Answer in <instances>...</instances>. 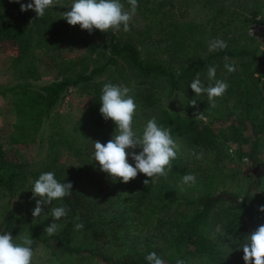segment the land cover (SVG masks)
Segmentation results:
<instances>
[{"label":"trees","instance_id":"16d2710c","mask_svg":"<svg viewBox=\"0 0 264 264\" xmlns=\"http://www.w3.org/2000/svg\"><path fill=\"white\" fill-rule=\"evenodd\" d=\"M164 1L138 0L136 14H149L152 24L147 22L141 28L134 16L130 31L106 32L102 59L79 62V68L61 78L41 83L36 63L13 60L20 66L19 75L4 89L16 96L12 124L15 138L34 136L43 126H49L51 131L44 139L48 143V159L38 170H29L9 150L0 147V234L11 232L14 238L30 236L35 246L46 248L55 264H147L145 257L153 251L166 264H176L177 259L186 264L194 260L205 264H245L238 245L258 228L252 208L264 196L256 173V167L264 165V79L251 86L248 71L251 66H264V58L255 48L230 43L231 40L225 49L209 52L208 42L223 28L233 35L241 31L249 8L239 9L235 0H181L184 4L179 8L186 9L173 17L172 2ZM122 2L130 7L127 0ZM240 2L242 6L245 0ZM254 3L264 6V0ZM18 6L12 0H0V51L11 55L29 46L41 21L34 12L27 22L18 15ZM156 25L164 36L163 44L162 39L151 44ZM157 48L161 51L156 54ZM225 57L229 60L225 61ZM226 62H234L237 71L217 73V79L229 84L221 100L235 109L240 105L244 124L250 128L247 135L233 122L225 124L224 129H216L197 120L193 116L197 108L189 106L193 98L200 104L201 95L195 97L190 87L196 74L199 72L203 80L207 67L216 66L218 70ZM108 82L132 89L130 94L138 105L135 130L142 132L153 116L160 125L172 128L183 154L172 161L166 178L158 177L146 186L143 181L151 178L140 173L128 183L113 182L93 160L94 142L106 144L115 128L99 112L101 89ZM160 85L166 87L165 93L158 90ZM71 89L78 90L83 97L78 115L64 126L57 118L52 120V113ZM175 93L186 99L185 113L174 109L171 99ZM220 112L223 111H217ZM225 144L236 145L237 158L245 156L252 168L242 197L228 191L215 195L203 191L196 198L186 199L188 209L172 220L165 233L155 237L150 231L152 214L162 221L166 205L177 200L175 188L183 175L197 173L196 179L204 186L211 184L214 177L213 172L203 174L200 162H194L190 153L203 151L218 157ZM246 144L249 149L244 151ZM129 162L132 163L131 159ZM48 171L54 172L61 183L71 182L72 193L52 205L42 206V214L33 217L39 197L34 199L31 189L39 175ZM222 202L228 203L231 219L224 227L222 239L214 241L205 231L206 223ZM61 204L68 207V214L54 221L51 207ZM53 222L62 227L56 235L49 236L44 229ZM77 223H83V228L77 230Z\"/></svg>","mask_w":264,"mask_h":264},{"label":"rangeland","instance_id":"374dc122","mask_svg":"<svg viewBox=\"0 0 264 264\" xmlns=\"http://www.w3.org/2000/svg\"><path fill=\"white\" fill-rule=\"evenodd\" d=\"M158 1V0H156ZM172 2L173 17H177L182 13L186 7H180L183 5L181 0H170ZM241 0H235V6L241 8H249L246 10V22L241 31L233 35L227 29H221L215 38H222L226 42L238 43L239 45H246L247 47L255 48L258 55L264 58V6L255 4L254 0H245L241 6ZM25 0L23 1V3ZM30 2L27 0L26 3ZM167 3V0L164 1ZM25 3V4H26ZM65 7H70L72 0H62ZM168 6V5H167ZM18 15L24 18L27 22L31 20V13L33 10L21 12L20 6L16 7ZM69 10L68 8L61 7L60 5H54L46 10L45 15L40 18L39 26L35 28L32 36L31 43L27 48L22 49L14 54H7L0 51V147L9 150L15 157L19 158L25 163L29 170H38L48 157V143L44 139L49 135L51 128L49 126H43L37 134L34 136L26 135V138H15L12 124L15 122V101L16 96L10 91L5 90V86H9L14 83L18 78L20 66H16L13 63L14 59H27L33 61L37 65L39 71V80L41 83L50 81L53 79L61 78L64 74L71 72L73 69L79 68V62L87 63L88 59H102L101 53L104 49V42L108 38L106 32H101L95 29L91 34L87 30H82L79 25L71 26L66 20L61 18L62 12ZM190 12H193L191 9ZM138 12V11H137ZM202 14L199 11H194ZM140 12L135 15L140 22L139 26L143 28L147 22L152 24L149 14ZM157 15V14H156ZM152 14V17L156 16ZM159 15V14H158ZM157 15V17H158ZM186 15V12H184ZM48 20V21H47ZM152 25H150L151 27ZM232 28H230L231 30ZM164 36L159 31L157 25L153 26L151 33V44H155L158 40ZM210 41V40H209ZM103 42V43H102ZM164 40H161V44ZM209 43V42H208ZM156 54L160 53L161 48L155 49ZM16 54L20 57H16ZM167 58V56H163ZM251 73L250 78L251 86L254 83H260L264 79V66H251L248 71ZM217 73L221 75L226 74V69L223 65L218 67ZM248 77V75H247ZM158 90L165 93L166 87L159 86ZM82 93L76 89L67 91L65 97L61 100L60 104L55 107L52 113V120L55 122L60 120L64 126L72 123L75 116L79 113V103L82 99ZM258 96H255L257 98ZM231 101V100H229ZM172 105L175 110L185 113L187 110L186 99L180 94L175 93L171 99ZM216 107L209 106V102L206 94L200 96V104L197 107L200 112L206 117V122L210 123L216 129H224L225 124L233 122L238 128L243 129V134L248 133L250 128L245 126L242 116V110L240 105L231 106L229 102L222 103L221 97L215 98ZM235 109V111H234ZM217 111L222 114L217 113ZM45 137V138H43ZM43 138V141H39ZM244 151L249 149V145L243 146ZM236 145L225 144L223 152L220 156L215 157L211 153H204L203 158L197 160L195 157L193 161L200 162L201 172L203 174L211 173L214 175L211 180V184L204 186L198 182L192 186L184 185L182 180L177 183L176 186V199L173 202H169L166 205L167 211L162 218V221H158L157 215L152 214L150 223V231L155 234V237H160L165 233L172 222L179 213H184L188 207L185 206L184 201L189 198H196L203 191H209L212 194H217L221 191H228L235 195L242 197L246 190L247 175L252 170L247 164V158L244 156L241 159L237 158ZM191 152V151H190ZM182 156L183 150L178 152ZM264 163V158H263ZM213 164H218L212 168ZM258 181L260 182L261 190L264 194V165L256 167ZM197 176V173L195 174ZM156 180V178H155ZM154 180V181H155ZM262 195V194H261ZM220 207L216 209L209 220L206 223L205 231L214 241L222 239L224 227L227 221L231 219L230 210L227 202L219 204ZM264 205V196L260 197L254 202L252 213L254 215L253 221L256 227H259L264 223V212L259 211V206ZM165 208V209H166ZM34 257L33 264H55L53 258L48 256L46 248L42 245H33ZM190 264H205L203 261L194 260Z\"/></svg>","mask_w":264,"mask_h":264},{"label":"clouds","instance_id":"9594fccd","mask_svg":"<svg viewBox=\"0 0 264 264\" xmlns=\"http://www.w3.org/2000/svg\"><path fill=\"white\" fill-rule=\"evenodd\" d=\"M20 4L21 12L33 10L36 17L42 18L45 12L54 5L68 8L62 12L61 18L71 25H79L82 30L91 34L95 29L101 32H124L130 31V24L138 8V0H127L130 7H125L122 0H72L70 7H65L62 0H30L21 3V0H12ZM227 47V42L222 38L209 41L208 51L214 52ZM225 61L229 58L225 57ZM224 68L228 73L237 71L234 62H226ZM217 67H207L205 79H201L199 72L191 81L190 87L195 97L202 94L207 95L209 106L216 107L215 98L222 97L227 91L229 84L224 79H217ZM132 89L122 84L105 83L101 89L99 112L105 121L111 120L114 131L108 142H94L93 160L97 161L100 171L106 173L113 182L119 180L128 183L142 173L151 181L145 179L143 183L147 186L154 182L155 178L167 177L171 171L172 161L177 158L180 144L173 137L172 128L164 127L157 122L153 116L149 119L142 132L133 127L134 117L138 105L131 93ZM189 106L197 108L193 116L197 120L205 121L206 117L197 107V99L193 98ZM139 150V151H137ZM191 156L197 160L203 158V151L197 153L192 151ZM131 159L132 163L129 162ZM184 185L192 186L196 183L194 174H184L182 177ZM71 182L61 183L54 172H43L35 180L32 186L33 198L36 206L32 212L33 217H38L43 212L42 206L52 205L53 201L63 200L72 193ZM68 207H51L50 214L53 220H60L68 214ZM259 211L264 212V205L259 206ZM61 225L55 222L49 224L45 233L49 236L56 235ZM76 229H82L83 223H77ZM34 241L28 235L14 238L11 232L0 234V264H33ZM243 250L245 264H264V224L246 237L243 244L238 245ZM145 260L147 264H166L165 260L157 255L155 251L150 252ZM176 264H186L183 259H177Z\"/></svg>","mask_w":264,"mask_h":264}]
</instances>
